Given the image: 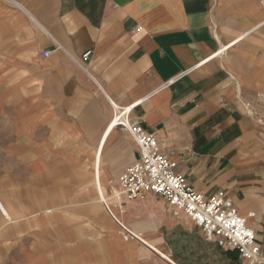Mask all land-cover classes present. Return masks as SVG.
<instances>
[{
    "label": "crops",
    "instance_id": "obj_1",
    "mask_svg": "<svg viewBox=\"0 0 264 264\" xmlns=\"http://www.w3.org/2000/svg\"><path fill=\"white\" fill-rule=\"evenodd\" d=\"M113 104L264 249V0H0V264L239 259L161 197L121 195L139 149Z\"/></svg>",
    "mask_w": 264,
    "mask_h": 264
},
{
    "label": "built area",
    "instance_id": "obj_2",
    "mask_svg": "<svg viewBox=\"0 0 264 264\" xmlns=\"http://www.w3.org/2000/svg\"><path fill=\"white\" fill-rule=\"evenodd\" d=\"M49 55L48 51L43 53L44 57ZM91 59V52L86 53L80 67L85 70ZM113 107L110 126L128 133L139 149L137 161L119 177L121 195L130 200L149 193L161 197L175 209V215L183 213L206 239L222 248L237 251L243 264H264V253L257 242V234L232 199L222 191L208 198L197 192L185 176L177 173V164L161 153L157 137L147 132L140 122L130 119L132 108L119 107L116 111L114 104ZM254 216V213L249 214L250 218ZM132 238L125 233L126 240Z\"/></svg>",
    "mask_w": 264,
    "mask_h": 264
},
{
    "label": "rangeland",
    "instance_id": "obj_3",
    "mask_svg": "<svg viewBox=\"0 0 264 264\" xmlns=\"http://www.w3.org/2000/svg\"><path fill=\"white\" fill-rule=\"evenodd\" d=\"M4 133V131L3 130H0V134H3ZM4 141H5V138L4 137H2V136H0V148L2 147V145H3V143H4ZM10 159L9 158H7L4 154H3V152H2V150H0V179H3V180H0V195H4L5 196V194H6V191H5V189H8V188H10V187H7L9 184V178H11L10 177V174L13 172L11 169H10V166L12 165L11 163H10ZM0 201H1V199H0ZM1 205H3V204H1L0 203V206ZM4 206V205H3ZM5 207V206H4ZM6 208V207H5ZM2 219L0 218V221H1ZM0 224H2V223H0ZM122 234H123V236H124V239H125V232L122 230ZM218 247H220V246H218ZM220 248H222V247H220ZM227 249V248H226ZM228 250H230V251H232V252H235V250H231V249H228ZM264 250V249H263ZM237 252V251H236ZM264 253V252H263ZM239 255V254H238ZM239 259H240V257H239ZM234 260V261H232V264H243V262H242V260L240 259V260ZM216 261H218V259L216 258ZM216 264H219L218 262H216Z\"/></svg>",
    "mask_w": 264,
    "mask_h": 264
},
{
    "label": "bare ground",
    "instance_id": "obj_4",
    "mask_svg": "<svg viewBox=\"0 0 264 264\" xmlns=\"http://www.w3.org/2000/svg\"><path fill=\"white\" fill-rule=\"evenodd\" d=\"M119 109V108H118ZM118 109L116 108V111H118ZM100 191H101V195H102V200L104 201V202H107L106 201V198H105V195H104V193H103V191H102V189L100 188ZM106 204V203H105ZM5 211H7V209L5 208ZM4 215H6V214H4ZM243 218H245V219H247L246 217H244L243 216ZM9 220L11 219V218H8ZM249 225V224H248ZM250 226V225H249ZM251 227V226H250ZM126 228V227H125ZM124 228V229H125ZM252 228V227H251ZM127 229V228H126ZM253 229V228H252ZM168 261V260H167Z\"/></svg>",
    "mask_w": 264,
    "mask_h": 264
},
{
    "label": "snow or ice",
    "instance_id": "obj_5",
    "mask_svg": "<svg viewBox=\"0 0 264 264\" xmlns=\"http://www.w3.org/2000/svg\"><path fill=\"white\" fill-rule=\"evenodd\" d=\"M209 211H211V209H209ZM250 235V233H248Z\"/></svg>",
    "mask_w": 264,
    "mask_h": 264
}]
</instances>
